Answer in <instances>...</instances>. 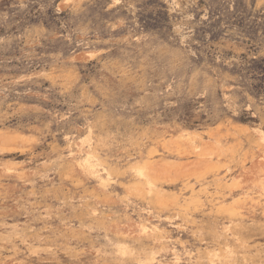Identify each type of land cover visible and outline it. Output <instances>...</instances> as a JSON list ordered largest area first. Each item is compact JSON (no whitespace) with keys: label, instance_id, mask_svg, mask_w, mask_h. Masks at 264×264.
<instances>
[{"label":"rangeland","instance_id":"1","mask_svg":"<svg viewBox=\"0 0 264 264\" xmlns=\"http://www.w3.org/2000/svg\"><path fill=\"white\" fill-rule=\"evenodd\" d=\"M42 1L0 15V264H264V0Z\"/></svg>","mask_w":264,"mask_h":264},{"label":"trees","instance_id":"2","mask_svg":"<svg viewBox=\"0 0 264 264\" xmlns=\"http://www.w3.org/2000/svg\"><path fill=\"white\" fill-rule=\"evenodd\" d=\"M11 0H2L0 1V15L5 14L4 7H7L10 5ZM59 0H43L40 4H42V8L39 10H35V8H32L30 11H26L24 20L26 21H35L36 23H43L47 27L51 28L53 25L56 24V26L60 27L62 25L61 20L59 19L64 15V13H57L54 9V4ZM2 6H3V12H2ZM26 22H22L21 25H24ZM0 31H3L1 29ZM5 31V30H4ZM193 101H190L186 104L187 107L192 106ZM242 120L246 122V119Z\"/></svg>","mask_w":264,"mask_h":264}]
</instances>
